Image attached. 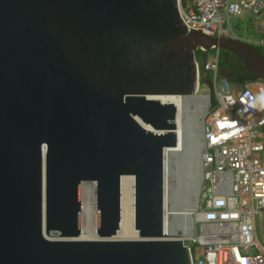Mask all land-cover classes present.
<instances>
[{
    "label": "water",
    "instance_id": "water-1",
    "mask_svg": "<svg viewBox=\"0 0 264 264\" xmlns=\"http://www.w3.org/2000/svg\"><path fill=\"white\" fill-rule=\"evenodd\" d=\"M213 48L264 81L253 45L188 32L176 0H0V264H191L164 234L177 111L153 98L195 95V52ZM123 176L134 179L136 241L110 240ZM87 181L98 241L77 240Z\"/></svg>",
    "mask_w": 264,
    "mask_h": 264
},
{
    "label": "built area",
    "instance_id": "built-area-1",
    "mask_svg": "<svg viewBox=\"0 0 264 264\" xmlns=\"http://www.w3.org/2000/svg\"><path fill=\"white\" fill-rule=\"evenodd\" d=\"M176 6L188 32L232 38L231 20L247 14L264 34V0H176ZM210 52L202 64L196 61L195 95L205 113L200 182L196 196L172 215L169 239L187 247L191 264H264V109L248 107L264 93V81L230 86L219 73V50ZM205 74L214 89L212 110ZM226 118L236 128L226 126Z\"/></svg>",
    "mask_w": 264,
    "mask_h": 264
},
{
    "label": "bare ground",
    "instance_id": "bare-ground-1",
    "mask_svg": "<svg viewBox=\"0 0 264 264\" xmlns=\"http://www.w3.org/2000/svg\"><path fill=\"white\" fill-rule=\"evenodd\" d=\"M153 99H156L162 104H173V106L176 108V111H177L176 119H175L176 130L174 131L177 137V146L175 148H167L163 151L164 234L165 236H172L173 234L172 215L176 214V211L181 212V210L183 209V207L173 209L171 206L172 205L171 202L173 199L172 195H173V191L175 187L174 181H176L175 177H177L176 167L174 164L175 162L174 160L176 159H174L173 156L185 150L186 127H187V125L185 127V123H187V120H188L187 117H189L188 108L190 104L200 103L199 101H201V97L198 95H193V96H188V97L162 96V97H157ZM201 108L204 109L203 106H201ZM199 109H200V106H199ZM204 114L205 113H203V111L199 112V119H198L199 123L197 124L198 129L197 130L195 129L196 131L194 130L195 132L198 131V137H201V123H202V118ZM189 126L187 128H189ZM143 127L147 130H150L148 126H143ZM190 131H192V129ZM194 137H195V134H194ZM187 140L189 139L187 138ZM180 154H183V153H180ZM195 181H198L197 182V185H198V183L200 182L199 173ZM176 185L178 184L176 183ZM194 189L195 190L193 193L194 194L193 198L197 194V186ZM79 196H80V201H81L80 219H79L80 235L77 240H80V241L101 240V238H99V236L97 235L96 184L90 181L83 182L80 187ZM167 238H170V237H167ZM110 240H113V241L139 240V233L135 229L134 179L132 176L121 177V180H120V224H119V229L117 233Z\"/></svg>",
    "mask_w": 264,
    "mask_h": 264
},
{
    "label": "rangeland",
    "instance_id": "rangeland-1",
    "mask_svg": "<svg viewBox=\"0 0 264 264\" xmlns=\"http://www.w3.org/2000/svg\"><path fill=\"white\" fill-rule=\"evenodd\" d=\"M230 26H231V29H233V33H234V36L232 38H234L235 36H238L239 38H241L242 41H246V40L264 41V34L258 32L255 29L254 21L247 14L244 15L243 20H231ZM248 44L255 46L254 44H251V43H248ZM257 46H259V45L257 44ZM218 80H220V77L218 78ZM230 86H232L234 88L238 87L235 85L233 86L231 84H230ZM199 106H200L199 103L190 104V106L188 108V116L189 117H187V119H188L187 123L190 126L187 123H185V127H186V125H187V127L189 126V128L186 127L185 150L183 152H180L183 154L178 153V154L173 156V158L176 159V160H174V159L173 160L175 161L174 164L176 167V175H177V177H175L176 181H174L175 187L173 186L174 191H173V195H172L173 199L171 202L172 203L171 206L173 209H176L179 207L182 208L184 206H187L188 202L193 198V196H194L193 193L195 190L194 188H196V186H197L198 181H195V180L198 177L199 149H200L199 147L201 145V137H198V131L197 132H195V131L198 129L197 124L199 123V120H198L199 119V112L203 111V113H204V109H202L201 106L199 109ZM192 125L194 126V128ZM201 125H202V123H201ZM191 129H192V131H190ZM194 134H195V137H194ZM187 138L189 140H187ZM180 173H182V174H180ZM176 183L178 185H176ZM176 213H178V212L176 211ZM172 220H173V218H172ZM259 238L261 241L263 240V235L260 232H259Z\"/></svg>",
    "mask_w": 264,
    "mask_h": 264
},
{
    "label": "trees",
    "instance_id": "trees-1",
    "mask_svg": "<svg viewBox=\"0 0 264 264\" xmlns=\"http://www.w3.org/2000/svg\"><path fill=\"white\" fill-rule=\"evenodd\" d=\"M251 22V21H250ZM261 55L264 56V48L260 46H254ZM210 51L203 53L200 49L195 52L196 61L202 64L210 55ZM205 55V58H203ZM200 61V62H199ZM219 73L222 78H224L230 85L243 87L249 82L257 81L243 66L240 59H238L234 54L219 50L218 59Z\"/></svg>",
    "mask_w": 264,
    "mask_h": 264
},
{
    "label": "clouds",
    "instance_id": "clouds-1",
    "mask_svg": "<svg viewBox=\"0 0 264 264\" xmlns=\"http://www.w3.org/2000/svg\"><path fill=\"white\" fill-rule=\"evenodd\" d=\"M257 105H259L260 108L264 109V93H262L261 95H259L256 98L252 99V101H251V103H249L248 107L256 108ZM245 111H246V109H245ZM225 123H226V126H229L231 128H236V126H237L236 121L227 120V118L225 119Z\"/></svg>",
    "mask_w": 264,
    "mask_h": 264
},
{
    "label": "crops",
    "instance_id": "crops-1",
    "mask_svg": "<svg viewBox=\"0 0 264 264\" xmlns=\"http://www.w3.org/2000/svg\"><path fill=\"white\" fill-rule=\"evenodd\" d=\"M256 24V23H255ZM255 29H256V26H255ZM257 30V29H256ZM258 31V30H257ZM259 32V31H258ZM263 36V35H262ZM239 40H241V38H239ZM242 41V40H241ZM243 42H246V43H251V44H254L255 46H257V44L264 48V41H250V40H246V41H243Z\"/></svg>",
    "mask_w": 264,
    "mask_h": 264
}]
</instances>
